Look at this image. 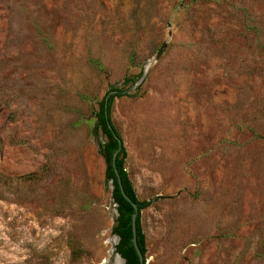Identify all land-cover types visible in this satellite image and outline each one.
I'll return each instance as SVG.
<instances>
[{
    "label": "rangeland",
    "instance_id": "374dc122",
    "mask_svg": "<svg viewBox=\"0 0 264 264\" xmlns=\"http://www.w3.org/2000/svg\"><path fill=\"white\" fill-rule=\"evenodd\" d=\"M128 77L146 264H264V0H0V264L122 263L90 120Z\"/></svg>",
    "mask_w": 264,
    "mask_h": 264
},
{
    "label": "trees",
    "instance_id": "16d2710c",
    "mask_svg": "<svg viewBox=\"0 0 264 264\" xmlns=\"http://www.w3.org/2000/svg\"><path fill=\"white\" fill-rule=\"evenodd\" d=\"M142 75H138L137 79L139 81ZM138 80L128 77L120 84L111 86L104 98L98 103V108L90 120L93 123L92 134L96 139L102 137V140L98 141L99 154L106 164L105 178L113 184L112 199L116 204L118 214L112 233L120 238L116 246V253L125 259L124 264H139L140 259L134 244L133 216L135 209L124 197L122 188L126 195L138 206L136 242L144 257L143 264H146V238L142 230L141 212L149 207L151 202L140 201L136 196L125 165L126 149L122 137L112 121L111 108L116 99L132 97L135 94L136 91L132 93L131 89ZM136 89L138 91L139 87Z\"/></svg>",
    "mask_w": 264,
    "mask_h": 264
},
{
    "label": "water",
    "instance_id": "95a60500",
    "mask_svg": "<svg viewBox=\"0 0 264 264\" xmlns=\"http://www.w3.org/2000/svg\"><path fill=\"white\" fill-rule=\"evenodd\" d=\"M166 46H167V42H164L162 44L161 48L159 49L155 59L150 63V65L153 64L155 61H157L160 58V56L162 55V53H163L164 49L166 48ZM147 71L148 70H146L143 73L140 82L144 79ZM120 147H121V140H120ZM122 193H123L124 197L133 205V207L135 209V213H134V216H133L134 244H135L136 251H137V253L139 255V259H140V263L139 264H143L144 263V257H143V255H142V253H141V251H140V249H139V247L137 245V242H136V232H137V230H136V218H137V215H138V206L131 200V198L128 195H126V193L124 192L123 188H122ZM117 238H118V241H119L120 238L118 236H117ZM117 255L121 259V262H122L121 264H124L125 263V259H123L118 253H117Z\"/></svg>",
    "mask_w": 264,
    "mask_h": 264
}]
</instances>
